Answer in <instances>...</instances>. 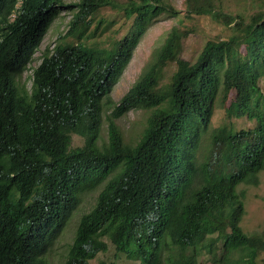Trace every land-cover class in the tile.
<instances>
[{"label":"trees","instance_id":"1","mask_svg":"<svg viewBox=\"0 0 264 264\" xmlns=\"http://www.w3.org/2000/svg\"><path fill=\"white\" fill-rule=\"evenodd\" d=\"M215 1L185 0L186 16L233 22L234 34L208 40L191 62L180 56L187 29L172 27L114 105L110 92L145 23L174 13L169 3L0 0V264H49L94 191L64 264H89L109 244L134 264H264V233L242 229L238 190L257 186L264 171V7L246 20ZM59 9L72 14V39L43 52L27 90L19 79ZM102 10L131 24L118 40L92 46ZM216 103L229 120L209 131ZM104 104L114 107L100 144ZM132 109L149 115L129 145L115 120ZM240 119L253 126L236 129ZM73 135L83 145L71 146Z\"/></svg>","mask_w":264,"mask_h":264},{"label":"rangeland","instance_id":"2","mask_svg":"<svg viewBox=\"0 0 264 264\" xmlns=\"http://www.w3.org/2000/svg\"><path fill=\"white\" fill-rule=\"evenodd\" d=\"M77 1L78 0H62V3L64 5H73ZM118 1L123 3L125 0ZM165 2L169 3L174 8V13H161L152 17L145 23L139 43L130 61L125 66L117 83L110 92V99L114 105H117L121 97L141 75L145 66L151 60L154 50L163 43L165 36L172 27L187 29L188 35L182 40V51L180 56L191 62L195 60L203 45L208 40L226 39L234 34L233 22L227 23V21H218L209 15H193L187 17L185 0H165ZM215 7L225 14L232 15L233 17L240 15L248 20L253 12L264 7V0H216ZM58 11L39 49L33 55L27 69L19 79L20 85H24L27 90L30 89L32 81L30 76L31 68L40 63L43 52H45L46 49L51 51L56 44L60 42V37L65 40L72 39L71 36L66 37L68 22L72 14L66 9H59ZM92 21L93 24L88 33L91 38L87 42L92 46H99L109 41L113 42V40H118L121 38L120 36L128 30L131 24V21H125L123 13L114 11L108 12L107 10H102ZM99 23L100 26L98 30L91 34L94 31L93 27H96ZM170 64L171 65L166 69V79L171 75L173 69H175V65L172 63ZM261 87L264 92V79L261 81ZM113 107V105L108 106L104 104L99 137L100 144L105 143L108 139V118L111 117ZM148 115L149 110L132 109L116 118L115 124L119 127L124 141L127 144L133 145L138 140V136L145 125ZM227 120L229 119L223 115V109L216 103L209 131ZM234 126L236 129H245L252 127L253 124L246 119H240L234 120ZM71 142V146L83 145V139L78 136L73 135ZM258 177L259 184L257 186L241 185L238 189L244 191L245 194V215L243 216L241 227L248 234L264 233V171L260 172ZM97 192L98 191L89 193L83 198L67 225L65 232L50 249L47 255L49 264H64L67 259V253L73 239L79 216L89 210L96 198ZM262 258H264V252ZM89 264H134V262L127 259L124 255L117 253L114 246L109 244L107 251L97 254Z\"/></svg>","mask_w":264,"mask_h":264},{"label":"clouds","instance_id":"3","mask_svg":"<svg viewBox=\"0 0 264 264\" xmlns=\"http://www.w3.org/2000/svg\"><path fill=\"white\" fill-rule=\"evenodd\" d=\"M29 65V64H28ZM28 67V66H27ZM32 69V68H31ZM30 75L32 76V70H31V73H30Z\"/></svg>","mask_w":264,"mask_h":264}]
</instances>
